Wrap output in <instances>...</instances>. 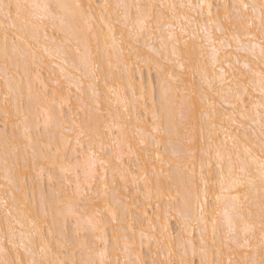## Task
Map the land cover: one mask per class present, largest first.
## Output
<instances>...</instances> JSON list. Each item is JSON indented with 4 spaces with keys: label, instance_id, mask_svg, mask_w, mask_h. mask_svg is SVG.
<instances>
[{
    "label": "bare ground",
    "instance_id": "6f19581e",
    "mask_svg": "<svg viewBox=\"0 0 264 264\" xmlns=\"http://www.w3.org/2000/svg\"><path fill=\"white\" fill-rule=\"evenodd\" d=\"M20 2L64 7L55 8L38 28L22 27L19 23L16 28H6L5 24L11 22L0 17V117L4 122L0 129V261L11 264L23 260L27 264L33 258H43L52 264H72L73 260L92 264H167L183 257L193 264L189 258L193 256L200 264L202 233L208 259L222 264L246 261L250 264L259 259L264 214V185L258 171L264 160L261 152L264 108L260 107L264 102L261 91L264 57L260 54L264 43L259 16L264 0ZM201 2L213 5V22L217 5L221 6V19L225 5H256L254 27L249 33L256 38L242 39L246 47L240 51L234 40L227 42L230 48L217 43L214 65L200 31L207 26L219 37L216 24L209 23V10L205 8L200 15V9L177 7L174 14L171 9L159 7ZM117 5L129 6L133 19L136 5H155V14L163 13L159 28L145 31L139 40V57L133 53L129 58L124 9ZM228 11L233 10L229 7ZM248 15L252 16L251 10ZM185 16L192 19L191 24L182 18ZM156 23L155 19L151 22L152 29H156ZM169 24L179 39L180 63H175L177 57L171 54L173 42L167 39ZM181 27L186 34L180 32ZM252 45L256 47L253 49ZM142 66L156 74L157 102L150 76L147 80L143 78ZM221 69L225 80L232 82L224 84L225 92L229 86L235 88L237 81L248 89L243 103L229 95L228 100L237 104L235 111L228 102L222 104L223 98L215 94L221 87ZM169 74L173 79L168 81L171 85L168 114L175 121L171 127L168 114L160 105L161 83ZM210 102H215L220 114L211 121L216 125L213 149L215 145H224L226 155L231 154L234 161L237 155L247 160L254 183L239 190L226 187L222 192L218 183L213 186L210 181L205 195L200 177L201 161L208 163L202 150L207 148ZM191 104H195L194 112L189 111ZM242 110L245 119H241ZM228 117H233L235 123ZM154 128L158 130L153 131ZM189 150L195 155H189ZM92 153L96 154L94 164ZM100 160L105 161L103 167ZM212 164L213 178L218 181L219 169L214 158ZM61 166L67 171L62 172ZM224 171L227 175V162ZM203 174L206 179L209 177L208 167L205 166ZM43 176L48 183L47 191L43 188ZM233 196L239 199L233 201ZM36 202L41 208L36 207ZM69 203L75 209L74 215H68ZM225 212L239 225L231 238ZM66 217L73 225L70 230L63 224ZM213 219L217 221L215 244ZM171 220L177 224L176 235L170 229ZM244 223L254 225L253 231L245 233ZM81 232L86 236L80 235ZM66 234L73 237L72 246L64 245ZM41 241L45 242L44 253L40 252ZM81 243L85 245L83 249Z\"/></svg>",
    "mask_w": 264,
    "mask_h": 264
},
{
    "label": "snow or ice",
    "instance_id": "6c2138e0",
    "mask_svg": "<svg viewBox=\"0 0 264 264\" xmlns=\"http://www.w3.org/2000/svg\"><path fill=\"white\" fill-rule=\"evenodd\" d=\"M64 7L63 5H51V4H40V3H22L20 2V0H15V2H13V0H7V2H5V0H0V17H2V19L5 22H11L10 24L6 23L5 27H12V28H16L17 24L19 23L22 27L24 26H32L33 28H38L40 23L43 22V20L45 18H47L48 16L52 15L54 13L55 8H62ZM77 7H80L79 5H77ZM104 7H107V5H105ZM117 8H122L124 9L123 12V17L124 20L126 21L125 23V28H127V47H128V52H129V58H131V55L133 53H135V55L137 57L140 56V49L138 47L139 45V40L141 39L142 35L144 34L145 31H155L159 28L160 26V21L163 18V13H160L159 16H157L154 12V9L156 8L155 5H148V6H140V5H136L134 6L136 9V15L135 18L133 19L132 14H131V10L130 7L127 5H117ZM161 9L164 8H168L171 9L172 12L175 14L177 7H179L180 9H189V10H195V9H200V15L203 14V11L205 8H207L208 11V16H209V23H215L216 24V32L219 33V37H216L213 35L212 32H210L208 30L207 26H204L202 28H200V31L204 33V39L206 40V46L210 49L211 53H212V60H213V64L215 65V63L217 62V56H218V49L216 48L217 43H219V45L221 47H231L230 43H227L229 40H234L237 43V51L243 50L246 46L241 42L242 39H248V40H254L256 37L253 35H250V30L254 27V19H255V13L257 11V6L256 5H250L247 3H241L238 5H225L224 7V16L221 19V17L219 16V11H220V7L219 5H217V17H216V21L213 22L211 17H212V12H211V8L213 7V5L211 4H205L203 2L198 3V4H180L179 6H177L176 4H171V5H163L161 4L159 6ZM231 7L232 8V12L228 11V8ZM249 10H251L252 12V16L250 17L248 15ZM233 12L235 13V17L233 18ZM183 19H185L189 24L192 23V19H190L189 17L185 16L182 17ZM156 20V29H152L151 28V22L153 20ZM235 19V22H234ZM260 27H259V32L261 35V39H262V43H264V4L260 5ZM131 23V26H129V23ZM85 23H87V21L85 20ZM169 28V34L167 39L171 42H173L172 44V55L174 57H177V60L175 61V63H180L179 61V53H178V47H179V39L177 38V36L174 33V30H172V25H168ZM111 31V29H110ZM180 32L182 34H186L185 29L183 27H181ZM195 38V36L193 37ZM149 39H151V37H149ZM5 40H7V36H5ZM112 41L113 44L116 43V38L113 35L112 36ZM125 42V38H124V34L122 33L121 35V40H120V44L123 45ZM161 43L163 44V40L161 41ZM187 44V42L185 41V45ZM256 47V45H252V48L254 49ZM123 47H121V53H123ZM149 51L151 52H155L157 55H159L160 53L154 49V48H149ZM260 54L262 57H264V47H262L260 49ZM202 55H203V50H202ZM231 66V65H229ZM245 67H247V65H245ZM161 72H163V69L161 68ZM221 73L222 75L220 76V81H221V87L220 90L217 91L215 94L219 95L223 98L222 100V104L224 102H228L230 104V106L233 108V110L235 111L237 108V104H232L229 100L228 97L229 95L232 96L238 103H243V97L247 94L248 89L246 87H243V85L240 84L239 81H237L235 88L229 86L225 92L224 90V84H228L231 85L232 82L231 81H227L225 80V75L223 74V69H221ZM173 79V76L171 74H169L167 76V79L162 80L161 83V98H160V105H161V109L164 111L165 114H168V101H169V90L171 88L170 83H168V81H171ZM178 79V78H177ZM209 87H212V82L209 81L208 82ZM77 91H79V89H77ZM261 91H262V95H264V74H262V81H261ZM93 95L95 96L96 93L95 91L93 92ZM222 106V105H221ZM209 107L211 108V114H210V119H209V124H210V128L208 131V142H207V148L206 150H202L204 155L207 156L208 158V163L207 165H205L204 161H201V177H200V181L201 183L204 184L205 186V195H207V191L209 190V182L211 181L212 185L215 186L217 183L219 184V187L221 189V191L223 192L226 187L229 190H239L240 188L244 187L245 185H250L254 183V175L253 172L251 171L247 160H242L239 155H237L235 161L233 160V157L231 154H227L226 155V149L224 148V145H215V150L213 149V130L216 128V125L214 123H212V119L218 118L220 117V114L216 112V105L215 102H210L209 103ZM260 107L264 108V102H262L260 104ZM189 111L190 112H194L195 111V104H191L189 106ZM225 111H227L225 109ZM245 112L242 110L241 111V119H245ZM156 117L154 116V122H155ZM168 119H169V127L173 126L175 121L174 119L171 117L170 114H168ZM228 119H231L233 123H235V119L233 117H228ZM262 121H264V116L261 117ZM262 128H264V124H262ZM157 128H154L153 131H157ZM203 131V129H202ZM84 133L82 132L81 135H83ZM92 139V137H90V140ZM141 144L144 143V141L142 140L140 142ZM189 145L192 143V141L189 139L188 140ZM77 144H80L79 139L77 140ZM89 147H92V144L90 143ZM101 147H103V145L101 144ZM132 151L131 145H129V152ZM143 151V149H142ZM213 152H214V156H213ZM245 152H249L248 149H245ZM261 152L264 153V142L261 143ZM189 155L194 156L195 153L192 152L191 150H189ZM250 154V153H249ZM213 158L216 161L215 167L219 169V180H215L214 177V173L212 171L213 169V164H212V160ZM157 159H159V157H157ZM96 161V154L92 153V158H91V162L94 164ZM140 161V157H137V162ZM225 162H227V175H225V171H224V164ZM79 163V162H77ZM105 161L100 160V165L101 167H103ZM56 165V157L55 154H53V168ZM208 167L209 169V177L206 179L204 177V168ZM61 171H67L66 168H64L63 166H61ZM259 180L260 183L262 185H264V160H262L259 164ZM122 179H124L125 177L122 175L121 176ZM136 177H133V181L135 182ZM49 181L51 184L52 181V175H49ZM79 187V185H78ZM57 200L59 199V193L55 194ZM239 199V197L233 196L232 200L233 201H237ZM221 200V196H217L216 197V201L219 204ZM235 210V208H234ZM201 211H203V209H201ZM75 214V209L73 208V206L71 205V203H69V207H68V215H74ZM225 216V223L227 224V229H228V235L229 237H234L237 231V228L239 227V225L234 221V219L232 217H230L228 215L227 212H225L224 214ZM238 219L240 221H243V217L239 216V214L237 213ZM67 219V217L65 218ZM77 219V232L75 234V239H79V227H80V221H79V217L76 218ZM89 224H92V221L89 220L88 221ZM213 223V232H214V239H213V244L216 243L215 241V232H216V224L217 221L215 219H213L212 221ZM149 226L151 227V220H149ZM254 229V225H250L248 223H244L243 226V231L245 233L251 232ZM260 229L262 232V245L260 248V254H259V259H254L250 262V264H264V214H262V218H261V224H260ZM93 230H96L95 225H93ZM65 232H67V230H65ZM143 235V233H142ZM72 242H73V237L68 236L67 234L65 235L64 238V245L67 246H72ZM201 252H202V256H201V260H200V264H222L221 261L219 260H215V259H208L207 258V245L206 242L204 240L203 237V233L201 234ZM45 242L41 241V247H40V252L44 253L45 251V247H44ZM85 247V245L83 243H81V248L83 249ZM195 251L193 252V255H195ZM169 256H171V252L169 253ZM0 264H8L7 261H0ZM11 264H25V262L23 260H14L11 262ZM27 264H52L51 261H46L45 259L41 258L39 260L33 258L32 260L28 261ZM61 264H67V262H61ZM72 264H92L91 261H72ZM155 264V262H154ZM167 264H189L188 261H186L185 259H183V257L179 260V261H172L169 260L167 262ZM245 264H248V262L246 261Z\"/></svg>",
    "mask_w": 264,
    "mask_h": 264
},
{
    "label": "rangeland",
    "instance_id": "374dc122",
    "mask_svg": "<svg viewBox=\"0 0 264 264\" xmlns=\"http://www.w3.org/2000/svg\"><path fill=\"white\" fill-rule=\"evenodd\" d=\"M142 68H144V69H142L141 71H142V73H143V78H144V80H147V78H148V75L150 76L149 77V79H150V81H151V85H152V87H153V93H154V99H155V101L157 102V82H156V74H155V72L153 71V70H149L150 72H148L147 71V68L145 69V67H143L142 66ZM195 81H196V78H195ZM154 101V102H155ZM155 102V103H156ZM224 108H226L225 106H223ZM176 113V112H175ZM175 113H174V115H175ZM3 125H4V122H3V119L0 117V129L3 127ZM190 128V127H189ZM40 132H42V130H40ZM165 145V144H164ZM165 146H167V144L165 145ZM175 147L173 146V149H174ZM175 149H177V148H175ZM166 154V153H165ZM28 183V182H27ZM43 188L47 191L48 190V183H47V181H46V179H45V176H43ZM177 196H175V198H177L178 200H179V195L178 194H176ZM134 196V195H133ZM38 201V200H37ZM37 204H36V207H39L40 205L38 204L39 202H36ZM38 205V206H37ZM40 208H41V206H40ZM39 208V209H40ZM39 209H37V210H39ZM149 209V208H148ZM40 211V210H39ZM38 211V212H39ZM260 212V211H259ZM171 213V212H170ZM172 214H173V212H172ZM48 219V221H50L49 220V217L47 218ZM70 219H66L65 220V223L63 222V224L64 225H66L65 227H67L69 230L71 229L70 227H72L73 225L71 224L72 222L71 221H69ZM49 224L51 225V221L49 222ZM70 224H71V226H70ZM66 228V229H67ZM67 229V230H68ZM170 229H171V231L173 232V235H176V232H177V224H176V222H174V221H172L171 220V223H170ZM69 230H68V232H69ZM84 235V236H86V233L85 232H81V234L80 235ZM195 234H196V229H194V237H195ZM144 255H146V253L144 252ZM190 259H192V261H193V264H197L198 263V261H197V259H196V257H189ZM172 261H174V260H172ZM145 264H147V263H145Z\"/></svg>",
    "mask_w": 264,
    "mask_h": 264
}]
</instances>
